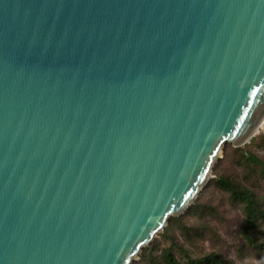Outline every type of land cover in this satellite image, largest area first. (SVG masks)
Returning <instances> with one entry per match:
<instances>
[{
	"label": "water",
	"instance_id": "obj_1",
	"mask_svg": "<svg viewBox=\"0 0 264 264\" xmlns=\"http://www.w3.org/2000/svg\"><path fill=\"white\" fill-rule=\"evenodd\" d=\"M264 122V0H0V264H131Z\"/></svg>",
	"mask_w": 264,
	"mask_h": 264
},
{
	"label": "trees",
	"instance_id": "obj_2",
	"mask_svg": "<svg viewBox=\"0 0 264 264\" xmlns=\"http://www.w3.org/2000/svg\"><path fill=\"white\" fill-rule=\"evenodd\" d=\"M254 148L264 151L263 131L244 146L225 142L223 156L212 166L214 176L183 214L167 220L131 264H264V189H256L264 184V154ZM224 196L233 207L230 211L217 209ZM236 221L233 233L231 225ZM175 233L184 242L175 241ZM206 237L220 249L198 243Z\"/></svg>",
	"mask_w": 264,
	"mask_h": 264
},
{
	"label": "rangeland",
	"instance_id": "obj_3",
	"mask_svg": "<svg viewBox=\"0 0 264 264\" xmlns=\"http://www.w3.org/2000/svg\"><path fill=\"white\" fill-rule=\"evenodd\" d=\"M263 128H264V126H263ZM262 127L261 128H259V130L260 129H263ZM263 131V130H262ZM264 132V131H263ZM246 144V143H245ZM244 144V145H245ZM244 145H242V146H244ZM233 146V145H232ZM234 147H236V146H234ZM254 151H257L258 152V154L259 155H263L264 154V151L262 150V149H256V148H254L253 149ZM223 156V149H222V153L220 154V156H219V158H221ZM217 164V158L215 159V161H214V163H213V165L215 166ZM211 177H213L214 176V171H212L211 172V175H210ZM264 184L263 183H259V188H256V189H258V190H263L264 189ZM203 188V187H202ZM200 192V191H199ZM225 197V196H224ZM203 198H204V196H203ZM231 208H233L232 207V205H230L229 203H228V200H227V198L225 197V198H222L221 199V201H220V203H219V208H217L219 211H222V212H224V211H230L231 210ZM238 221H236V222H234V223H232V225H231V227H232V231H233V233H236L237 232V227H238ZM158 237V236H157ZM173 239H175V241H177V240H180L181 242H184V237L181 235V234H179V233H175L173 236ZM202 241V242H201ZM201 241L200 242H198L199 244H201V243H204L205 245H208V247H210V249L212 250V249H220V245H217V246H211L212 244H211V242L208 240V237H206V238H204V239H201ZM166 244H169V242L167 241L166 242Z\"/></svg>",
	"mask_w": 264,
	"mask_h": 264
},
{
	"label": "clouds",
	"instance_id": "obj_4",
	"mask_svg": "<svg viewBox=\"0 0 264 264\" xmlns=\"http://www.w3.org/2000/svg\"><path fill=\"white\" fill-rule=\"evenodd\" d=\"M263 126H264V122L262 123V126H260V128H261V127L263 128ZM262 130L264 131V128H263V129H260V130H258L256 133H258L259 131H262ZM256 133H255V134H256ZM255 134H254V135H255ZM158 235H159V234H158ZM158 235H157V236H158ZM144 248H145V247H144ZM139 254H140V253H139ZM138 257H139V255H138ZM138 259H139V258H138ZM138 259H137V260H138ZM134 261H135V260H134Z\"/></svg>",
	"mask_w": 264,
	"mask_h": 264
},
{
	"label": "bare ground",
	"instance_id": "obj_5",
	"mask_svg": "<svg viewBox=\"0 0 264 264\" xmlns=\"http://www.w3.org/2000/svg\"><path fill=\"white\" fill-rule=\"evenodd\" d=\"M259 124H260V122L258 121L256 127H258ZM259 128H260V126H259L258 129L255 130V131L257 132V131L259 130Z\"/></svg>",
	"mask_w": 264,
	"mask_h": 264
}]
</instances>
